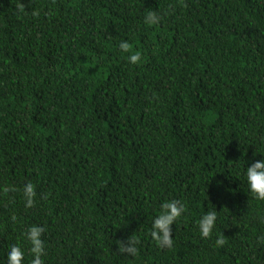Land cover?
<instances>
[{"label":"trees","instance_id":"16d2710c","mask_svg":"<svg viewBox=\"0 0 264 264\" xmlns=\"http://www.w3.org/2000/svg\"><path fill=\"white\" fill-rule=\"evenodd\" d=\"M255 159L264 0H0V264L14 243L31 264L33 224L44 264H264ZM174 199L186 211L161 247L152 223Z\"/></svg>","mask_w":264,"mask_h":264},{"label":"clouds","instance_id":"9594fccd","mask_svg":"<svg viewBox=\"0 0 264 264\" xmlns=\"http://www.w3.org/2000/svg\"><path fill=\"white\" fill-rule=\"evenodd\" d=\"M161 17L155 11H148L145 16V23L155 25L160 23ZM122 52L128 53L131 45L128 41L122 40L119 44ZM132 64H137L141 60V53L135 52L128 56ZM247 186L251 194L259 200H264V159H255L246 167L244 173ZM7 191V189H6ZM23 197L26 207H31L36 197V186L29 182L23 186ZM186 211V205L180 200H169L161 205L160 213L155 217L152 223L151 235L161 247L170 246L172 243V225ZM15 220V217H13ZM217 212L210 210L204 213L198 220V227L201 237L208 238L213 234L216 227ZM45 229L39 224H33L27 227L24 238L30 245L32 255L31 264H44L43 256L45 254V241L43 233ZM136 238L133 235L129 238L127 244L122 243L120 250L128 254H135ZM225 243L222 238H217V246ZM25 258L24 248L20 244H11L7 252V264H23Z\"/></svg>","mask_w":264,"mask_h":264}]
</instances>
